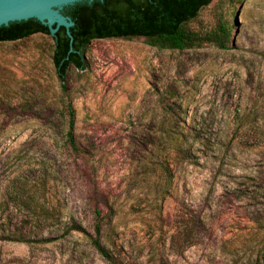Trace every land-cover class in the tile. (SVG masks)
<instances>
[{
    "label": "rangeland",
    "instance_id": "1",
    "mask_svg": "<svg viewBox=\"0 0 264 264\" xmlns=\"http://www.w3.org/2000/svg\"><path fill=\"white\" fill-rule=\"evenodd\" d=\"M223 17L228 48L95 39L65 88L50 35L0 42V264H111L97 210L119 264H264V0L191 25Z\"/></svg>",
    "mask_w": 264,
    "mask_h": 264
},
{
    "label": "trees",
    "instance_id": "2",
    "mask_svg": "<svg viewBox=\"0 0 264 264\" xmlns=\"http://www.w3.org/2000/svg\"><path fill=\"white\" fill-rule=\"evenodd\" d=\"M213 0H83L65 6L63 12L74 20L71 40L66 28L61 26L56 35L48 25L30 18L0 25V42L17 41L35 33L48 34L53 39L52 60L65 88L67 75L72 67L86 70L89 66L86 52L95 39H143L159 49H193L212 44L228 48L232 43L233 22L223 17L215 27L195 29L191 22ZM70 124L67 141L75 150L79 147L74 136V111L70 109ZM165 188L172 181L171 170L164 168ZM165 197V195H163ZM95 232L74 223L71 230L85 234L89 242L111 264H119L118 257L102 240L103 221L99 218ZM29 241L30 239H23ZM264 260V244L262 249Z\"/></svg>",
    "mask_w": 264,
    "mask_h": 264
},
{
    "label": "water",
    "instance_id": "3",
    "mask_svg": "<svg viewBox=\"0 0 264 264\" xmlns=\"http://www.w3.org/2000/svg\"><path fill=\"white\" fill-rule=\"evenodd\" d=\"M80 1L83 0H0V25L35 18L48 25L53 35L64 26L72 40L71 27L75 22L63 9Z\"/></svg>",
    "mask_w": 264,
    "mask_h": 264
}]
</instances>
